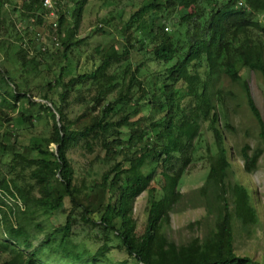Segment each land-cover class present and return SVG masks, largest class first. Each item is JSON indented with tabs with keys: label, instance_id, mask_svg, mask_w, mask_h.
<instances>
[{
	"label": "trees",
	"instance_id": "obj_1",
	"mask_svg": "<svg viewBox=\"0 0 264 264\" xmlns=\"http://www.w3.org/2000/svg\"><path fill=\"white\" fill-rule=\"evenodd\" d=\"M53 1L59 13L60 48L41 50L29 25L18 30L16 19L29 16L44 22L49 9L43 0H0L9 8L0 12V119L8 125L0 132V204L10 197L23 207L5 205L13 222L5 213L0 216L7 238L1 246L8 254L1 264H112V249L126 255L113 264H264L234 250V224L255 225L259 213L256 191L245 179L232 180L231 148L223 131L233 127L222 107L223 90L215 86L222 76L240 81L264 140V119L249 81L241 77L246 68L264 80V0H140L115 40L94 48L91 68L67 80L65 63L88 35L62 39L61 27L72 23L75 31L89 0ZM94 32H104L103 24ZM12 36L17 78L1 56L7 58L5 48L12 45ZM50 60L64 64L53 79L43 78L41 88L48 91L41 94V103L33 99L29 83L49 73ZM55 87V97L50 96ZM71 94L83 108L74 118L63 108ZM4 107L16 109L14 123ZM42 111L52 118L45 144H20L9 129L33 126ZM204 126L216 148L206 156L208 172L200 191L215 193L216 221L204 236L177 243L165 228L193 160L194 140ZM50 143L56 146L53 151ZM76 145L95 151V156L102 152L103 161L113 162L92 186L76 179L68 155ZM249 151L247 143L240 150L245 174L256 169L262 154L260 148ZM6 154L11 161L4 169ZM157 174L163 180L161 196L150 187ZM87 190L96 196L83 201ZM145 191L150 203L144 228L138 231L133 207ZM58 208L66 210L65 221L46 231L34 246L24 221ZM77 226L86 227L82 239L77 238Z\"/></svg>",
	"mask_w": 264,
	"mask_h": 264
},
{
	"label": "rangeland",
	"instance_id": "obj_2",
	"mask_svg": "<svg viewBox=\"0 0 264 264\" xmlns=\"http://www.w3.org/2000/svg\"><path fill=\"white\" fill-rule=\"evenodd\" d=\"M139 1L140 0H89L82 13L79 26L75 31L73 30L72 23L68 26L63 25L61 27L63 30L62 39L67 37L80 38L88 35L86 41L73 51L69 61L65 63L67 65L63 73L65 80L78 72L86 71L91 68L89 57L94 54V48L97 45H108V43L115 40L119 35L120 26L128 17L129 13L136 8ZM55 7L56 5L53 1L51 9L45 13V19L42 23L35 22V17L29 16L24 17V19H16L18 30H22L25 25H29V30L37 37L39 42L38 45L41 44V50L45 49V47H50L54 50L60 48V36L56 31L59 13ZM6 11H9L8 5L0 4V12ZM260 19L262 20V18ZM72 20L71 17L68 18V21ZM100 24H103L104 32H94L95 27ZM10 42L12 43L10 48H5L7 51V58L6 55L2 53L1 56L2 59H5L3 64L11 69V71H15L13 75L17 78L18 71L14 69L17 67V61L13 56L15 52V36L10 38ZM49 63H51L49 73L47 75L41 74L37 78L30 80L29 83L35 95L33 99L41 103H45V101L40 98L41 94L45 90L48 91L46 87L41 88V83L44 81L43 78L48 77L49 79H53V76L59 73L60 66L64 64V61H57V63L53 65L50 60ZM241 77L249 81L256 104L264 119V80L262 76L258 72L244 68L241 70ZM22 86L21 84V87ZM215 86L223 90L224 103L222 107L225 111L226 118H228L233 127L232 129H224L223 131L225 141L231 148V152H229L228 155L233 162L232 180L245 179L244 181H247L248 186L256 191L255 205L259 213V222L255 225L242 227L238 223L234 224V250L237 254L249 255L256 260L264 262V140L258 135L259 125L247 105L240 81L232 82L227 77L222 76L220 80L215 83ZM56 89L57 87L50 90L49 95L55 97L54 94ZM73 98L74 94H71V96H69L68 105L63 107L70 118H74L77 114H80L83 109L82 105H79ZM4 109L9 112L12 118L11 122L14 123L17 115L16 109L7 107H4ZM143 112H145V109L134 113L132 116L133 119H136ZM41 116L42 117L34 121V125L29 128L19 129L18 127H11L9 129L12 131L11 134L18 135L20 144L31 146L36 143L45 144L44 139L49 135L52 118L46 111H42ZM11 122L9 123L12 124ZM7 126L6 122L0 119V132L7 129ZM205 127L206 126L202 128L201 134L194 140L193 160L181 181L179 187L181 196L179 200L173 204L170 212V223L165 228V233L168 238L177 243L187 242L195 236H204L216 221V205L219 202L215 199V193L212 189L206 193L200 191V187L204 185L208 172L206 156L209 153L215 152L216 148L211 132L206 130ZM127 133L128 130L124 128V134L126 135ZM246 143L250 146V153L256 148H260L262 149V154L258 159L256 169L251 173L245 174L243 173V160L240 156V150ZM48 146L50 151H53L56 147L53 143H50ZM95 153V151L94 154L89 153V151L85 150L80 145L72 147L68 152L77 181L85 179L86 186H92L93 183L100 181L102 174L113 165V162L102 160V152H99L97 156H95ZM2 160V165L5 169L6 165L11 161V155L6 154L2 157ZM162 184L163 180L161 176L157 174L151 182L150 187L157 188L156 192L158 196L162 194ZM85 193L86 195L82 197L83 201L86 200V198L96 196L94 190H87ZM3 201L5 204H0V216L5 213L13 222L14 217L11 215L9 208L5 205L14 209L17 208L16 205L22 207V203L10 197H4ZM149 203V195L146 191L140 194L135 200L133 217L136 219L138 231H142L144 228L146 211ZM68 207L69 201L66 200L64 208L68 209ZM65 211L66 210L63 211L61 208H58L51 214L38 212L34 215L32 221L23 220L24 224L27 225L30 239L34 246L41 242L46 231H49L54 226L62 224L65 221ZM3 221L4 220L0 218V264L8 255L2 250L3 248L1 246V243L7 241L4 232L6 225L5 221ZM37 223L39 226L36 225ZM75 231L79 239H82L86 235V227L77 226ZM125 257V253L117 249H112L108 253V258L111 260L112 264ZM130 264H135V262L130 261Z\"/></svg>",
	"mask_w": 264,
	"mask_h": 264
},
{
	"label": "built area",
	"instance_id": "obj_3",
	"mask_svg": "<svg viewBox=\"0 0 264 264\" xmlns=\"http://www.w3.org/2000/svg\"><path fill=\"white\" fill-rule=\"evenodd\" d=\"M52 3H53V0H43V5L46 6L48 9H51Z\"/></svg>",
	"mask_w": 264,
	"mask_h": 264
}]
</instances>
